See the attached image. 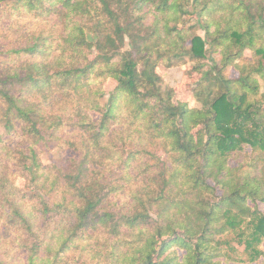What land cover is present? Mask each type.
I'll return each instance as SVG.
<instances>
[{"label": "trees", "instance_id": "16d2710c", "mask_svg": "<svg viewBox=\"0 0 264 264\" xmlns=\"http://www.w3.org/2000/svg\"><path fill=\"white\" fill-rule=\"evenodd\" d=\"M261 202L264 0H0V264H264Z\"/></svg>", "mask_w": 264, "mask_h": 264}, {"label": "rangeland", "instance_id": "374dc122", "mask_svg": "<svg viewBox=\"0 0 264 264\" xmlns=\"http://www.w3.org/2000/svg\"><path fill=\"white\" fill-rule=\"evenodd\" d=\"M246 55H249V52H247ZM190 70L191 68L188 63L175 65L173 67H169L164 63H160L158 68V72L161 75L165 85L174 88L176 92V100L186 101L191 106L199 108L201 105L196 101L192 92L194 84L199 78V74ZM228 74L233 78L238 77V72L233 69H229ZM115 87V80L107 79L105 81V90L107 94L105 100L108 99L110 92L114 90ZM44 160L45 162H49L47 157H44ZM259 207L264 212V203H259Z\"/></svg>", "mask_w": 264, "mask_h": 264}]
</instances>
